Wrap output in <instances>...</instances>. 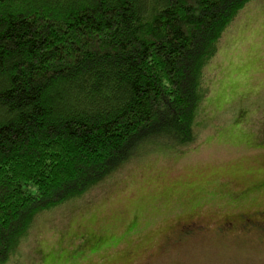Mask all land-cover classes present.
<instances>
[{"label":"trees","instance_id":"trees-1","mask_svg":"<svg viewBox=\"0 0 264 264\" xmlns=\"http://www.w3.org/2000/svg\"><path fill=\"white\" fill-rule=\"evenodd\" d=\"M252 1L0 0V264L136 152L195 143L208 67Z\"/></svg>","mask_w":264,"mask_h":264},{"label":"rangeland","instance_id":"rangeland-1","mask_svg":"<svg viewBox=\"0 0 264 264\" xmlns=\"http://www.w3.org/2000/svg\"><path fill=\"white\" fill-rule=\"evenodd\" d=\"M207 86L192 146L136 152L43 215L8 264H264V0L223 37Z\"/></svg>","mask_w":264,"mask_h":264}]
</instances>
